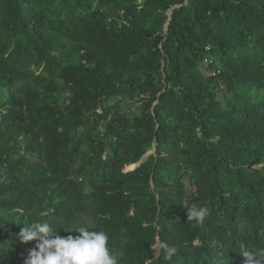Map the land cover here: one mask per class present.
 I'll use <instances>...</instances> for the list:
<instances>
[{
	"label": "trees",
	"instance_id": "1",
	"mask_svg": "<svg viewBox=\"0 0 264 264\" xmlns=\"http://www.w3.org/2000/svg\"><path fill=\"white\" fill-rule=\"evenodd\" d=\"M44 221L119 264H264V0H0V264Z\"/></svg>",
	"mask_w": 264,
	"mask_h": 264
},
{
	"label": "clouds",
	"instance_id": "2",
	"mask_svg": "<svg viewBox=\"0 0 264 264\" xmlns=\"http://www.w3.org/2000/svg\"><path fill=\"white\" fill-rule=\"evenodd\" d=\"M208 215L209 209L205 206L192 205L187 209V221L202 224ZM18 239L23 243L37 242L29 251L25 264H119L109 246V235L103 230L81 227L76 235L60 236L47 221L33 222L21 228ZM151 248L155 250V256L162 250L165 260H171L177 254L175 246L163 241ZM242 264H259V261L255 253L245 250Z\"/></svg>",
	"mask_w": 264,
	"mask_h": 264
},
{
	"label": "rangeland",
	"instance_id": "3",
	"mask_svg": "<svg viewBox=\"0 0 264 264\" xmlns=\"http://www.w3.org/2000/svg\"><path fill=\"white\" fill-rule=\"evenodd\" d=\"M68 98V97H67ZM66 98V99H67ZM133 168V166H130V167H128L127 169L129 170V169H132ZM184 185H185V187H186V191H187V193L188 194H192L193 192H194V187H193V185H191L187 180H184Z\"/></svg>",
	"mask_w": 264,
	"mask_h": 264
},
{
	"label": "water",
	"instance_id": "4",
	"mask_svg": "<svg viewBox=\"0 0 264 264\" xmlns=\"http://www.w3.org/2000/svg\"><path fill=\"white\" fill-rule=\"evenodd\" d=\"M136 166H137V165L133 166V168L136 167ZM133 168H132V169H133Z\"/></svg>",
	"mask_w": 264,
	"mask_h": 264
}]
</instances>
